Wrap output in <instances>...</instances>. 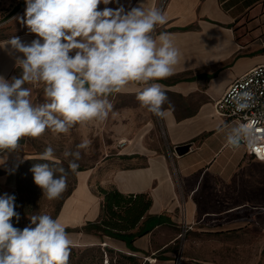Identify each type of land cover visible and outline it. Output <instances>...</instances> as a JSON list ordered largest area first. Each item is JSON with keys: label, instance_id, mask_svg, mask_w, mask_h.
I'll return each instance as SVG.
<instances>
[{"label": "crops", "instance_id": "crops-1", "mask_svg": "<svg viewBox=\"0 0 264 264\" xmlns=\"http://www.w3.org/2000/svg\"><path fill=\"white\" fill-rule=\"evenodd\" d=\"M141 2L157 7L159 0H135L132 7ZM263 6L264 0L163 3L167 23L157 27L156 35L170 33L181 53L173 75L156 81L168 98L163 107L171 109L161 118L165 142L147 139L154 127L150 123L128 138L122 149L75 171L76 183L54 218L71 230L68 233L73 243L85 234L83 226L101 218L103 196L99 188L117 189L124 195L146 194L152 200L148 211L127 231L135 234L132 241L106 235L103 245L111 243L119 251L148 254L169 263L175 257L171 247L179 242L185 224L195 233L206 232L207 216L238 210L236 206L210 212L206 190L224 194L225 190H244L247 168L253 161L264 164V159L249 154L245 147H226L230 129H218L238 122L215 114L214 102L237 77L264 63V11L254 14ZM247 14L255 17L245 21ZM261 31L262 36H258ZM8 68L10 71L13 64ZM142 87L130 84L120 93ZM180 145H188L189 150L178 154L176 147ZM24 160L19 150L0 153V196H15L17 166Z\"/></svg>", "mask_w": 264, "mask_h": 264}, {"label": "clouds", "instance_id": "clouds-1", "mask_svg": "<svg viewBox=\"0 0 264 264\" xmlns=\"http://www.w3.org/2000/svg\"><path fill=\"white\" fill-rule=\"evenodd\" d=\"M24 17H17L36 39L23 42L18 36L0 42L9 55L16 52L21 75L11 80L0 76V153L16 152L24 137L39 138L46 130L67 134L77 124L106 120L112 110L109 97L130 84L142 85L137 99L142 107L159 118L171 109L168 98L156 81L173 75L181 53L171 34L158 26L167 17L158 7L141 2L129 10H98L112 0H25ZM10 45V49L8 46ZM30 85H43V102L34 103ZM237 112L254 104L251 91L232 96ZM256 119L223 125L226 147H241L260 155L264 152V127ZM83 140L75 151L66 150L72 172L79 168ZM39 159L56 162L55 150L48 146ZM34 183L48 200L59 199L67 189V173L62 166L35 164L30 169ZM59 173V175H57ZM15 196H0V264H68L73 244L65 225L48 214L29 217L23 229L13 226L20 217Z\"/></svg>", "mask_w": 264, "mask_h": 264}, {"label": "rangeland", "instance_id": "rangeland-1", "mask_svg": "<svg viewBox=\"0 0 264 264\" xmlns=\"http://www.w3.org/2000/svg\"><path fill=\"white\" fill-rule=\"evenodd\" d=\"M25 0H0V42L18 36L23 42L30 43L36 39V34L30 33L27 26L17 17H24ZM135 0H112L108 5H98V10L104 8L116 9L123 5L129 10ZM163 2L159 0L158 8ZM21 6L18 10L17 8ZM258 9L254 14L263 12ZM247 14L245 21H251L255 15ZM262 24L263 19H260ZM255 26V24L253 25ZM258 36H262V31ZM10 49V45L8 46ZM9 55L5 48H0V76L7 80L21 75V69L16 66L15 56ZM13 68L9 71V66ZM7 72V73H6ZM32 89L31 99L34 103H42L43 85L26 84ZM139 89L130 93H116L109 97L112 110L106 120L77 124L67 134H54L50 130L39 138L24 137L18 149L25 158L17 166V192L15 193V211L19 221L13 218L14 227L23 229L30 224L29 217L35 214H48L55 218L58 209L66 195L76 183L75 172L68 167V159L63 153L66 150L75 151L83 140L90 141L87 150L81 151L79 168H88L101 158L122 149L128 138L141 133L150 123L154 124L147 139H159L165 142L161 118L147 111L137 99ZM48 146L55 150L56 162L39 159ZM49 163L50 166H62L67 173V189L59 199L48 200L42 189L34 183L30 169L35 164ZM77 169V170H78ZM244 190H206V209L217 212L223 209H234L225 215L206 217V232L181 230L183 235L177 244L171 247L174 252L172 263L163 262L132 252H123L114 248L111 243L103 245L106 240L101 231L84 230L82 239L71 246L68 264H264V164L253 161L246 170ZM59 175V173H57ZM95 188V185H94ZM211 192V193H210ZM239 223V224H238ZM218 230V231H217ZM109 240V239H108Z\"/></svg>", "mask_w": 264, "mask_h": 264}, {"label": "trees", "instance_id": "trees-1", "mask_svg": "<svg viewBox=\"0 0 264 264\" xmlns=\"http://www.w3.org/2000/svg\"><path fill=\"white\" fill-rule=\"evenodd\" d=\"M99 192L103 196L101 218L99 222H88L81 229L87 232L97 230L116 239L127 240L130 238L132 241L135 234H127V231L135 227L137 221L148 211L152 202L151 198L146 194L124 195L117 189L99 188ZM66 231L71 230L67 228Z\"/></svg>", "mask_w": 264, "mask_h": 264}, {"label": "built area", "instance_id": "built-area-1", "mask_svg": "<svg viewBox=\"0 0 264 264\" xmlns=\"http://www.w3.org/2000/svg\"><path fill=\"white\" fill-rule=\"evenodd\" d=\"M167 0H161L165 3ZM251 91L254 94V104L244 112H237L235 104L232 102V96L237 92ZM214 112L218 116L236 120L238 123L247 122V120L256 119L259 125L264 127V63L254 66L244 74L237 77L225 90L223 95L214 102ZM246 151L255 157L264 159V152L257 155L252 150L245 147ZM189 227L182 228L188 231ZM183 235L180 233V236Z\"/></svg>", "mask_w": 264, "mask_h": 264}, {"label": "water", "instance_id": "water-1", "mask_svg": "<svg viewBox=\"0 0 264 264\" xmlns=\"http://www.w3.org/2000/svg\"><path fill=\"white\" fill-rule=\"evenodd\" d=\"M188 150H189V146L188 145H180V146L176 147V151L180 155L186 153Z\"/></svg>", "mask_w": 264, "mask_h": 264}]
</instances>
